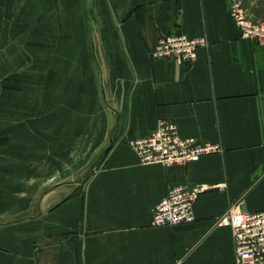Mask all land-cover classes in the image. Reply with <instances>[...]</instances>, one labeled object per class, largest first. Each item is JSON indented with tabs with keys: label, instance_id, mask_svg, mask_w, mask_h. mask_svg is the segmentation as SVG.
Here are the masks:
<instances>
[{
	"label": "crops",
	"instance_id": "crops-1",
	"mask_svg": "<svg viewBox=\"0 0 264 264\" xmlns=\"http://www.w3.org/2000/svg\"><path fill=\"white\" fill-rule=\"evenodd\" d=\"M231 4L60 0L65 37L75 32L88 45L90 79L109 120L98 149L109 152L85 182L56 185L27 213L17 206L16 218L0 222V264H236L231 230L217 221L232 206L264 211V45L242 36ZM56 5L49 0V21L62 23ZM245 7L264 20V0ZM176 34L206 37L208 47L191 64L154 59L160 38ZM159 120L223 152L188 166L143 165L129 142ZM178 184L210 187L195 203V221L153 227L154 207Z\"/></svg>",
	"mask_w": 264,
	"mask_h": 264
},
{
	"label": "rangeland",
	"instance_id": "rangeland-1",
	"mask_svg": "<svg viewBox=\"0 0 264 264\" xmlns=\"http://www.w3.org/2000/svg\"><path fill=\"white\" fill-rule=\"evenodd\" d=\"M49 10V0H0V222L17 206L27 213L39 193L85 182L102 160L91 170L109 120L88 45L65 37L60 0L52 14L62 23Z\"/></svg>",
	"mask_w": 264,
	"mask_h": 264
},
{
	"label": "built area",
	"instance_id": "built-area-1",
	"mask_svg": "<svg viewBox=\"0 0 264 264\" xmlns=\"http://www.w3.org/2000/svg\"><path fill=\"white\" fill-rule=\"evenodd\" d=\"M231 16L244 38L264 45V20L259 21L248 15L245 0H232ZM208 44L206 37L192 39L183 34L167 35L160 38L152 57L191 64L197 59V51L207 48ZM129 147L141 164L167 168L188 166L205 156L223 152L221 144H198L182 138L177 124L167 120H159L152 134L129 142ZM209 190L210 187L203 184L170 187L164 199L153 209L152 226L172 227L193 223L195 203ZM217 224L231 230L236 264H264V211L243 213L232 206L218 219Z\"/></svg>",
	"mask_w": 264,
	"mask_h": 264
},
{
	"label": "water",
	"instance_id": "water-1",
	"mask_svg": "<svg viewBox=\"0 0 264 264\" xmlns=\"http://www.w3.org/2000/svg\"><path fill=\"white\" fill-rule=\"evenodd\" d=\"M108 152H109V150H106V151L104 152L103 156H102L99 160H97V162L94 164V166H92L91 170L94 169V167L100 162V160H101L104 156L107 155Z\"/></svg>",
	"mask_w": 264,
	"mask_h": 264
}]
</instances>
